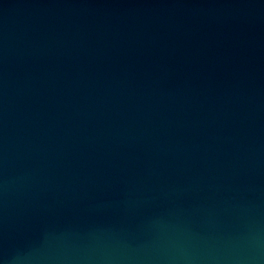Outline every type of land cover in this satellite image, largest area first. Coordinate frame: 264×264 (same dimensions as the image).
<instances>
[{
  "label": "water",
  "instance_id": "95a60500",
  "mask_svg": "<svg viewBox=\"0 0 264 264\" xmlns=\"http://www.w3.org/2000/svg\"><path fill=\"white\" fill-rule=\"evenodd\" d=\"M0 264H264V0H0Z\"/></svg>",
  "mask_w": 264,
  "mask_h": 264
}]
</instances>
